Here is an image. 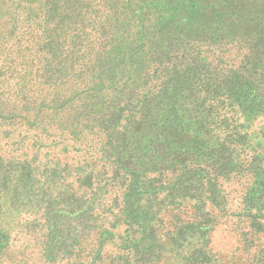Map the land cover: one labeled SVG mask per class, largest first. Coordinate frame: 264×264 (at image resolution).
Segmentation results:
<instances>
[{"label":"trees","instance_id":"16d2710c","mask_svg":"<svg viewBox=\"0 0 264 264\" xmlns=\"http://www.w3.org/2000/svg\"><path fill=\"white\" fill-rule=\"evenodd\" d=\"M236 216L264 226V0H0V264L207 258Z\"/></svg>","mask_w":264,"mask_h":264},{"label":"rangeland","instance_id":"374dc122","mask_svg":"<svg viewBox=\"0 0 264 264\" xmlns=\"http://www.w3.org/2000/svg\"><path fill=\"white\" fill-rule=\"evenodd\" d=\"M255 126L257 123H254L253 127ZM34 159L45 161L56 158L53 157V153L44 155L42 151ZM232 195H235V198L229 201L228 205L231 209H235L239 205L240 197L233 192L229 198ZM223 221L210 233L211 248L207 258L203 254L204 247L201 249L197 245L185 247L184 243L180 244L177 240L179 244H171L169 241L164 260L154 264L161 262L163 264H264V226L261 225L259 231L250 232L240 217H225ZM180 236L181 234L178 235V239ZM20 241L22 242L21 239ZM159 254L156 251L153 255L157 257Z\"/></svg>","mask_w":264,"mask_h":264}]
</instances>
